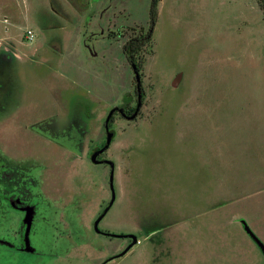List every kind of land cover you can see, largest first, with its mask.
<instances>
[{
  "label": "rangeland",
  "instance_id": "rangeland-1",
  "mask_svg": "<svg viewBox=\"0 0 264 264\" xmlns=\"http://www.w3.org/2000/svg\"><path fill=\"white\" fill-rule=\"evenodd\" d=\"M152 3L0 0V197L13 165L35 168L47 193L37 198L35 251L0 242V264H100L130 244L93 228L110 200V168L86 154L104 144L107 115L134 88L125 45L151 25ZM157 7L141 49L144 117H116L103 154L115 163L116 200L99 227L139 242L107 264H264L241 223L264 242L261 0ZM40 122L70 127L76 153L55 152L33 131ZM2 207L0 240L18 243L22 213Z\"/></svg>",
  "mask_w": 264,
  "mask_h": 264
},
{
  "label": "flooded vegetation",
  "instance_id": "flooded-vegetation-1",
  "mask_svg": "<svg viewBox=\"0 0 264 264\" xmlns=\"http://www.w3.org/2000/svg\"><path fill=\"white\" fill-rule=\"evenodd\" d=\"M150 17H151V19H150L151 25L148 27V29L142 28L137 35H135L133 37H129L127 39V43L135 44V47H137L139 45L140 48H142L143 44L145 43V40L151 36L152 27L154 25V19H155L154 14L151 13ZM7 51H11V49L10 50L8 49ZM134 55H136V54H134ZM127 57L129 59L130 65L132 67L131 58L129 57V55H127ZM139 68H140V74H141V79H142V96H141V98L139 97V91L137 89L136 75H135V72H134L133 67H132L133 78H134L133 79L134 80V85H133L134 88L131 91H129L128 93H126L124 98L122 99V101L118 105H116V106H123L122 107L123 112L116 110L112 114V117L109 121L110 131L115 132V130L112 127V124L114 123L116 117L124 118L128 121H134V120H137L139 118L144 117V113H145L144 108L146 107V104H147L148 90L144 85V76L146 74H145V69H144L143 63L141 65H139ZM140 100L142 101V103H141V106H140L136 116L131 117L135 114ZM46 126H47V124H43V123L41 124V122H40V123L35 124L32 127V129L34 132H36L38 135H40L42 137V139L45 140L48 144H51L52 147L55 148V152H60L62 154H68V155H73L76 153L73 150L72 146H70L69 143L66 142V140L68 138L72 137L70 127H67L65 130H58V132H54V131H51L49 129V126H50L49 123L47 126L48 128H46ZM104 128L106 129V121L104 122ZM105 132H106V136H107V129L105 130ZM63 137H64V140L62 139ZM113 139H114V137H113ZM84 140H85L84 135H82V137L78 141L79 146H80L79 148H80V151L82 154H83V149H84ZM105 143H106V141L104 142V144L92 148L91 151L90 150L87 151L86 156H88V158L90 157L91 161L95 164H98V163L107 164L110 168V171H111L110 164L107 162H104V160H111V159L103 157V154L108 150V148L110 146L97 156V160L102 161V162H94L92 159V155L96 151H98L99 149L103 148ZM23 168L24 167L20 166V165L19 166L13 165L10 167V169L3 170L2 179H4L3 181L5 183V188L1 192V197H0V201H1L0 205L4 206V209L2 207L3 211L8 210V209H13V210H16V211L22 213V221L20 223V226L17 229H15V235L17 237V240H19V242L18 243H11L10 242L18 250H25V248H26L25 233H26L27 225L24 223V218H25L27 211H28L26 209L29 207H34V217H33L32 226H31L30 234H29L30 243H31V246L33 247L31 233H32V229L34 226V221H35L36 215L39 211L38 210L39 203L37 201V198L41 199V197H43V199H45L44 197H47L46 196L47 193L42 192L39 189L40 181H39V175L37 173V170L35 168H33V170L30 172V170L28 168H24L25 170H23ZM37 169L39 171L42 170L39 168H37ZM44 180H45V177H44ZM109 186H110V200H111L112 190H111V185H110V179H109ZM34 198H35V201H33ZM110 200L106 203L103 210L108 206ZM64 201H65V197H64ZM62 203L65 204V202H62ZM110 209H109V211H110ZM57 210L59 211V209H57ZM58 211H57V213H59ZM99 225H100V223H99ZM93 228L95 229V221L93 222ZM100 229H101V231H99L98 233L105 235V236H108V237H115L113 235V233L110 232L109 230H104L102 228H100ZM70 232H72V231H70ZM128 238H130V237H128ZM131 242H132V238H130V243ZM25 251H27V250H25ZM113 256H115V255L108 256L100 264H107L109 261L114 259L113 258V259L108 260L109 258H111Z\"/></svg>",
  "mask_w": 264,
  "mask_h": 264
},
{
  "label": "water",
  "instance_id": "water-1",
  "mask_svg": "<svg viewBox=\"0 0 264 264\" xmlns=\"http://www.w3.org/2000/svg\"><path fill=\"white\" fill-rule=\"evenodd\" d=\"M131 64H132L133 70H134L135 75H136L137 89L139 91V97L141 98V96H142V79H141V74H140V68H139V65L137 63V60H135L134 58H131ZM180 80H181V75H179V77H177L174 80V85L178 86L179 83H180ZM141 103H142V101L140 100L135 114L133 116H131V117H135L136 116V114H137V112H138V110H139V108L141 106ZM122 107L123 106H116V107H114L113 109L110 110V112H109V114H108V116L106 118V129H107L106 143H105L103 148L99 149L98 151H96L92 155V159H93L94 162H102V161L97 160V156L110 146V144H111V142L113 140V137L115 135V132L114 131H110V129H109V121H110V119L112 117V114L116 110H119V111L123 112V108ZM104 162L109 163L110 166H111L110 185H111V190H112V198H111L108 206L101 212V214L98 216V218L95 221V229H96L97 232L101 231V229L99 227L100 221L107 214V212L109 211V209L112 207V205L114 204V202L116 200V191H115V187H114L115 163H114L113 160H104ZM26 210H28V211H27V214H26V216L24 218V223L27 225L26 233H25V236H26V248H25V250L33 252L35 250V248L31 246L29 234H30V229H31V226H32L33 217H34V207H29ZM241 223L243 224L244 229L249 234V236L256 242V244L260 247V249L264 253V242L252 230V228L249 226V224L247 223V221L245 219H242ZM113 235L116 236V237H130V238H132V242L121 253L116 254L115 256L109 258L108 260L126 254L136 243L139 242L138 237L135 234H125V235L113 234ZM0 242L4 243V244H8L10 246H13V244H11L10 242L5 241V240H0Z\"/></svg>",
  "mask_w": 264,
  "mask_h": 264
},
{
  "label": "trees",
  "instance_id": "trees-1",
  "mask_svg": "<svg viewBox=\"0 0 264 264\" xmlns=\"http://www.w3.org/2000/svg\"><path fill=\"white\" fill-rule=\"evenodd\" d=\"M158 1L159 0H153V3H152V13L154 14L155 18L158 14V7H157ZM261 7L264 9V0H261ZM151 38H152V35L148 39L150 40ZM141 49L142 48H140L139 45L135 47V44H132V43H127L125 45L126 54L129 55L130 58H134L135 60H137L138 65H141L143 63V60L141 57ZM148 231L152 232L151 230H148Z\"/></svg>",
  "mask_w": 264,
  "mask_h": 264
},
{
  "label": "built area",
  "instance_id": "built-area-1",
  "mask_svg": "<svg viewBox=\"0 0 264 264\" xmlns=\"http://www.w3.org/2000/svg\"><path fill=\"white\" fill-rule=\"evenodd\" d=\"M5 21H8V20L5 19ZM25 38H26L28 41H32V40L35 38L34 31H33L32 29H27V31H26V35H25Z\"/></svg>",
  "mask_w": 264,
  "mask_h": 264
}]
</instances>
